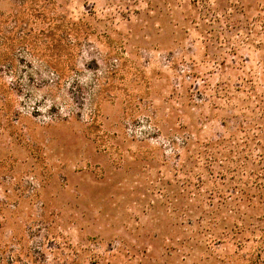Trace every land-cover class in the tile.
<instances>
[{
	"label": "rangeland",
	"instance_id": "rangeland-1",
	"mask_svg": "<svg viewBox=\"0 0 264 264\" xmlns=\"http://www.w3.org/2000/svg\"><path fill=\"white\" fill-rule=\"evenodd\" d=\"M203 84L264 91V0H0V264H264V223L205 246L173 211L179 127L235 126Z\"/></svg>",
	"mask_w": 264,
	"mask_h": 264
},
{
	"label": "trees",
	"instance_id": "trees-1",
	"mask_svg": "<svg viewBox=\"0 0 264 264\" xmlns=\"http://www.w3.org/2000/svg\"><path fill=\"white\" fill-rule=\"evenodd\" d=\"M194 1L199 5L207 0ZM200 88L195 93L201 103L196 106H211L221 98L237 114L232 118L235 126L229 130L224 120V133L213 139L198 135L197 125L179 127L182 155H177L173 211L203 234L200 245L231 241L241 248L258 237L264 223V91L259 96L253 86ZM232 91L246 92L248 104L231 107ZM259 238L260 247L262 235Z\"/></svg>",
	"mask_w": 264,
	"mask_h": 264
}]
</instances>
